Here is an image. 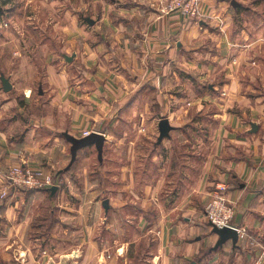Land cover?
Segmentation results:
<instances>
[{"label":"crops","instance_id":"1","mask_svg":"<svg viewBox=\"0 0 264 264\" xmlns=\"http://www.w3.org/2000/svg\"><path fill=\"white\" fill-rule=\"evenodd\" d=\"M89 3L99 14L73 15L74 27L61 12L60 47L42 25L13 29L20 12L0 18V264H122L128 239L97 231L116 238L134 223L157 235L151 264H264V0H203L191 20L161 0ZM86 130L104 136L102 151L84 145L73 160L71 137ZM18 163L55 175L57 189L9 185ZM218 182L239 238L216 248L206 204ZM41 207L47 233L35 230Z\"/></svg>","mask_w":264,"mask_h":264},{"label":"rangeland","instance_id":"2","mask_svg":"<svg viewBox=\"0 0 264 264\" xmlns=\"http://www.w3.org/2000/svg\"><path fill=\"white\" fill-rule=\"evenodd\" d=\"M90 0H14L10 5H5V4H0V18L3 17L5 11H13L14 12H20V14H18V16H15L14 19L12 18L11 22H12V28L15 29L14 26L17 27H21V28H25L26 29L29 27V23L30 24H39L42 25L45 28H48L49 31H51L52 35H51V39H52V43L55 46H62L64 43V37L65 35H61L60 33V25H61V12L64 11V9L67 7L68 11H69V18L65 21L64 18L63 20L65 21V23L67 24V26L69 27H74V23L76 22V19L74 20L73 15H81V13L84 15V17H89L91 16V14L93 16H95V18L97 17V15L99 14L100 10L98 8H95L92 4L89 3ZM10 16V15H9ZM5 17V16H4ZM84 17H79V19H81V24L82 26L86 27L88 25H90L87 20ZM97 20V19H96ZM186 20V19H185ZM101 21V20H99ZM187 21V20H186ZM9 23H5L3 24V27L5 28H9L8 27ZM31 26V25H30ZM1 31V28H0ZM48 35V34H47ZM44 38L43 36H41L40 39ZM38 86H36L37 88ZM212 106H208L206 107L207 109L210 108L211 109ZM207 117V116H206ZM205 118V116L203 117ZM205 122H207L209 125H213L212 122H214L213 120H210L208 117L205 119H203ZM197 150H200L201 148H198L196 146ZM138 155L141 156H145V159H147V157L150 158L151 152H152V148L150 146H148L146 144V142L144 143L143 141H141L140 143V147H138ZM202 151V150H201ZM82 151H80V154ZM89 154L86 152V155H88L89 158H91L92 160V168H94V170H96V166H98V158H97V152H95L94 150L88 151ZM204 153V151H202ZM137 155V162L138 164L136 165L139 169L141 168H145V169H150L148 168V166H146V161H144L143 164L141 158H138L139 156ZM84 157V154H83ZM202 160H204V157H201L198 161V164L202 163ZM184 161H187V159H184ZM179 163V162H178ZM197 164V165H198ZM113 166H118L119 164H112ZM147 165H149L147 163ZM151 167V166H150ZM196 173V175H195ZM182 176L183 174H190V175H194L197 179L198 177V173L197 172H192L188 167L184 166L183 170H182ZM184 184V183H183ZM187 184V183H186ZM192 187V184H191ZM207 206V204H206ZM40 210V209H39ZM37 212L36 210V214H41L39 217V220L36 222V229L35 230H40V233H47L49 231V228L47 227V224L44 222L43 217L44 216V211H42V207L41 210ZM42 211V212H41ZM135 215H137V211L135 212ZM39 225V226H38ZM125 228L121 227L120 228V233L118 234V236L115 238H112V235L109 234V232H107V229L103 228H99L97 233H100L101 235H106L105 237H107L108 240H112V241H120L123 239H128L129 243L126 245L127 247V252H128V259L127 261H125L122 264H151L150 260V256L151 253L156 251L157 249V238L155 235V232H149L147 233V235L142 236V232L139 227H137V225L134 223L132 225H127L124 226ZM146 228H143V231ZM36 232V231H35ZM146 233V232H144ZM28 235H30V232L27 233ZM34 235V234H33ZM29 246H33L34 244L32 242H28L26 243ZM41 248L43 246L42 242L38 244ZM7 264V262H6Z\"/></svg>","mask_w":264,"mask_h":264},{"label":"built area","instance_id":"3","mask_svg":"<svg viewBox=\"0 0 264 264\" xmlns=\"http://www.w3.org/2000/svg\"><path fill=\"white\" fill-rule=\"evenodd\" d=\"M162 11L172 13L179 11L188 19H200L203 16V0H161ZM91 131H84L87 136ZM7 183L11 186L29 190L50 188L59 183L60 179L53 174H48L40 167L26 163L11 165L6 173ZM228 187L224 182H218L211 199L206 206V219L210 224L218 227H234L233 218L235 206L226 195ZM5 191L2 193L4 196ZM239 232V230H238Z\"/></svg>","mask_w":264,"mask_h":264},{"label":"water","instance_id":"4","mask_svg":"<svg viewBox=\"0 0 264 264\" xmlns=\"http://www.w3.org/2000/svg\"><path fill=\"white\" fill-rule=\"evenodd\" d=\"M5 86L6 88L9 87V81H5ZM159 129H160V136H159V141L161 142L165 137L169 136V131L172 129V126L168 120L167 117H163L160 122H159ZM71 140L73 142V147H72V153H73V160L76 159V155L78 152V149L81 146L88 145L91 143H95L97 145V148L99 151H102V146H103V141H104V136L101 133L94 132L90 133L87 136H84L81 139L78 138H73L71 137ZM52 191H55L57 189L56 186H53L50 188ZM105 204H108L107 200L105 201ZM214 232L219 235V240L216 244V248L219 247L220 245L224 244L227 240H232L234 244L237 243L238 238H239V232L236 228L234 227H218L213 224Z\"/></svg>","mask_w":264,"mask_h":264},{"label":"trees","instance_id":"5","mask_svg":"<svg viewBox=\"0 0 264 264\" xmlns=\"http://www.w3.org/2000/svg\"><path fill=\"white\" fill-rule=\"evenodd\" d=\"M12 1H14V0H4V2L6 3V2H12ZM40 190H49V188H44V189H40ZM31 191H35V190H31ZM37 191V190H36Z\"/></svg>","mask_w":264,"mask_h":264}]
</instances>
